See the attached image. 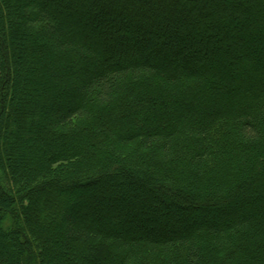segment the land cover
<instances>
[{
	"label": "trees",
	"instance_id": "trees-1",
	"mask_svg": "<svg viewBox=\"0 0 264 264\" xmlns=\"http://www.w3.org/2000/svg\"><path fill=\"white\" fill-rule=\"evenodd\" d=\"M0 69V264H264V0H0Z\"/></svg>",
	"mask_w": 264,
	"mask_h": 264
},
{
	"label": "rangeland",
	"instance_id": "rangeland-1",
	"mask_svg": "<svg viewBox=\"0 0 264 264\" xmlns=\"http://www.w3.org/2000/svg\"><path fill=\"white\" fill-rule=\"evenodd\" d=\"M7 41V40H6ZM27 49H24L22 50V48H20V52L21 54H27L26 51ZM256 51L254 52L255 55H257V49H255ZM253 54V53H252ZM55 62L56 63H65V65H70L66 62V60L64 59H55ZM70 67V66H68ZM67 69V68H66ZM0 73L1 72V69H0ZM25 78H26V82L29 81V76L26 74L25 75ZM12 79H13V75H12ZM16 80H18L16 78V75H14V80H12L13 82V86H14V90L12 92V96L16 93L20 100L21 101H24V98L22 96H25L26 95V91H25V82H21V84H16ZM20 85V86H19ZM60 89V88H58ZM32 92L33 90L30 89ZM28 91V90H27ZM38 91V88L36 89V91H34L32 93L33 94H36V92ZM57 92H61L59 90H55ZM34 96V95H33ZM19 100V102H20ZM53 100H54V103L57 105V106H63L64 103H68L66 100H62L58 94H56L54 97H53ZM17 118V117H15ZM16 120V119H15ZM18 122L17 121H14V125L17 126ZM25 134L23 136L24 140L22 141V144L20 143V145H18L17 147H13V151H14V154L16 155L18 161L20 164H29V163H32L33 161V158L38 154V149L36 147V145L40 146L41 147V143L40 142V139L38 140L36 138V130H32V129H29L27 131H24ZM13 134L14 132L11 131L10 134H8L7 138L9 139L10 142H14V140L12 139L13 137ZM11 146L7 145L5 146L1 151V155H5V153L10 149ZM139 175V174H138ZM135 182H137V191H139L140 193H143L144 195H148L151 199V195L149 193V190L146 186H144V183L142 180V176H137L134 178ZM117 182L119 184H117ZM96 183V182H95ZM109 184L111 186V189H118V188H124V189H131L132 188V183H129L126 179L125 180H122V179H116V178H112V179H109ZM98 186V185H96ZM135 192V191H134ZM160 194L163 192H159ZM164 195L168 196V197H171L172 194L171 193H164ZM160 195V198H158V201L156 202V204L154 206H156L158 213H162V211H165V210H170L168 207H167V199H163V197L165 196H162ZM133 199H136L134 196L132 197ZM212 198V197H211ZM210 198V199H211ZM131 199V198H130ZM208 196H199L198 198H195V204H203L206 200H208ZM132 200V199H131ZM152 200V199H151ZM153 204V203H151ZM150 205V203H149ZM173 209V208H171ZM177 213V212H176ZM79 221L80 224H85L87 222H93L94 220H96V218L98 217V215L100 216V212H93V214L91 216H86L84 215L83 211L81 212H76L74 213ZM142 214V213H140ZM206 212L205 211H201V212H198L196 210H193V212H190L189 214H187V221H190V220H198L199 218L202 219V217H206ZM172 216H175V214H173ZM202 216V217H200ZM176 218L179 217L178 215L175 216ZM101 218H103V220H105V216H102ZM129 218H131V223H132V226L134 227H137L139 229L142 228L143 224L146 223V219L148 220V216L145 214V217H144V214L143 215H139V214H129ZM209 219V218H208ZM212 219V217L210 218V220ZM52 220V219H51ZM24 222V221H23ZM204 222V221H202ZM212 222L214 223H217L220 222V219H212ZM206 223V222H205ZM48 226H51L52 225V221H48ZM207 225V224H206ZM61 230V233L63 235H66L67 233V229H66V225H62V227L60 228ZM24 230H27V228H24ZM24 233L22 234V237H23ZM28 236L30 237L29 233H28ZM31 239H33V237H30ZM35 241V240H34ZM58 250V248H56V251ZM17 252H19V247H18V244L15 242V239L13 238L12 235H1L0 234V257H3V258H9V257H12L13 255H15ZM210 261V260H209ZM45 263L47 264L46 260H45Z\"/></svg>",
	"mask_w": 264,
	"mask_h": 264
}]
</instances>
